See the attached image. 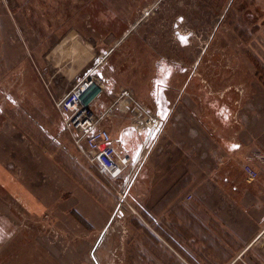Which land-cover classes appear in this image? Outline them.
Returning <instances> with one entry per match:
<instances>
[{"label": "rangeland", "instance_id": "374dc122", "mask_svg": "<svg viewBox=\"0 0 264 264\" xmlns=\"http://www.w3.org/2000/svg\"><path fill=\"white\" fill-rule=\"evenodd\" d=\"M116 55L129 66L119 86L148 108L146 89L180 87L186 75L214 88L254 72L264 86V0H0V156L11 165L0 210L22 233L0 244V264H92L98 238V264H132L130 232L147 229L134 225L128 195L118 207L55 108L73 76L101 75Z\"/></svg>", "mask_w": 264, "mask_h": 264}, {"label": "crops", "instance_id": "0c3cea01", "mask_svg": "<svg viewBox=\"0 0 264 264\" xmlns=\"http://www.w3.org/2000/svg\"><path fill=\"white\" fill-rule=\"evenodd\" d=\"M122 61L116 55L101 75L93 71L98 92L92 109L115 118L106 126L135 164L128 201L141 222L134 225L147 230L130 232L132 264H264V86L254 72L232 86L202 87L190 75L180 87L151 86L149 108L132 96L158 117L159 126L137 132L130 125L134 104L115 103L121 73L129 67L123 69ZM156 64L154 75L164 68ZM146 139L151 144L144 148ZM246 162L258 171L256 180L242 171ZM0 164L3 176L10 161L0 156ZM20 233L1 209L0 244ZM99 239L88 252L92 264H98Z\"/></svg>", "mask_w": 264, "mask_h": 264}, {"label": "built area", "instance_id": "2783aa9c", "mask_svg": "<svg viewBox=\"0 0 264 264\" xmlns=\"http://www.w3.org/2000/svg\"><path fill=\"white\" fill-rule=\"evenodd\" d=\"M94 67L89 68L65 95L55 101V108L60 115L64 129L70 132L73 143L95 167L97 173L115 190L119 199V207L125 201L129 185L132 183L135 164L131 157L121 149L119 138L112 136L109 129L101 125L108 113L106 111L96 112L92 109L94 97L88 99L86 103L83 102L82 95L85 92L88 95L90 87H93L96 82L93 78ZM85 79H87L86 83L80 86ZM121 102L134 104L130 125L137 132L144 130L154 132L158 129V117L147 111L142 102L134 100L124 89L120 90L115 101V103ZM150 144L151 140L146 139L143 147ZM242 171L248 180L258 178V171L249 162L242 164ZM116 182H119L117 187L114 186ZM130 209L133 211L132 208Z\"/></svg>", "mask_w": 264, "mask_h": 264}]
</instances>
